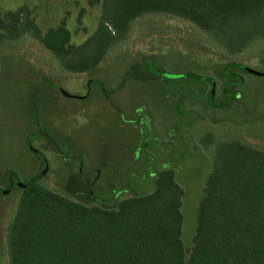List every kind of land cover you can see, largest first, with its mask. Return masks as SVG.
Masks as SVG:
<instances>
[{"label":"rangeland","instance_id":"rangeland-1","mask_svg":"<svg viewBox=\"0 0 264 264\" xmlns=\"http://www.w3.org/2000/svg\"><path fill=\"white\" fill-rule=\"evenodd\" d=\"M22 6L43 31L66 20L75 45L93 34L101 16V6L91 7L89 0H0V12ZM231 62L264 72V40L231 57L196 25L159 14L136 20L129 37L89 74L64 72L32 38L0 49V188L7 189L11 171L25 182L47 169L49 189L112 207L151 193L157 174L173 169L185 191L183 241L189 251L215 150L204 145L206 135L214 134L216 143L238 139L264 150V80L244 74L247 85L236 91L243 98L215 110L207 101L209 86L180 79L196 72L215 78L220 88L218 73ZM38 128L55 134L66 155L47 138L34 141L43 164L25 144ZM74 177L87 184L79 196L67 191ZM89 190L96 199L91 203L85 201ZM18 194L17 187L0 194V264H9L7 230Z\"/></svg>","mask_w":264,"mask_h":264},{"label":"trees","instance_id":"trees-1","mask_svg":"<svg viewBox=\"0 0 264 264\" xmlns=\"http://www.w3.org/2000/svg\"><path fill=\"white\" fill-rule=\"evenodd\" d=\"M89 4L101 6V16L96 30L80 45L73 43L66 20L43 31L27 6L0 12V49L32 38L64 72L89 74L129 37L136 20L157 14L196 25L231 57L264 40V0H89ZM255 72L242 63H227L218 73L220 88L215 78L196 72L180 79L210 87L208 104L227 110L239 96L243 98L236 91L247 85L244 74L264 80V72ZM42 138L66 155L56 135L45 129L31 133L25 144L42 155L33 146ZM67 145L74 148L69 140ZM204 145L215 150L189 251L183 241L185 191L173 169L157 174L151 193L122 199L112 207L98 199L95 205L78 202L49 189L45 170L25 182L11 171L7 189L0 188L5 195L15 187L19 191L7 230L9 264H264V150L238 139L216 143L212 133ZM72 179L69 194L86 191L80 177ZM91 192L86 202L96 200Z\"/></svg>","mask_w":264,"mask_h":264},{"label":"flooded vegetation","instance_id":"flooded-vegetation-1","mask_svg":"<svg viewBox=\"0 0 264 264\" xmlns=\"http://www.w3.org/2000/svg\"><path fill=\"white\" fill-rule=\"evenodd\" d=\"M36 155H37V154H36ZM38 157L40 158V160H41V162H42L43 164H46V163H47V160H46V158H45L43 155L38 154Z\"/></svg>","mask_w":264,"mask_h":264},{"label":"water","instance_id":"water-1","mask_svg":"<svg viewBox=\"0 0 264 264\" xmlns=\"http://www.w3.org/2000/svg\"><path fill=\"white\" fill-rule=\"evenodd\" d=\"M255 74H257V75H260V73H259V72H257V71L255 72ZM46 171H47V169L45 170V172H46Z\"/></svg>","mask_w":264,"mask_h":264}]
</instances>
